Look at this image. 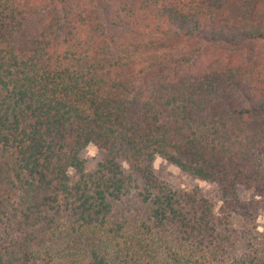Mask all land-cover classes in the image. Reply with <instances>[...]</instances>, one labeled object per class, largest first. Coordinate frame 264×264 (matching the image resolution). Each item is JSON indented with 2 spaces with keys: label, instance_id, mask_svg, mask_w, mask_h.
<instances>
[{
  "label": "trees",
  "instance_id": "1",
  "mask_svg": "<svg viewBox=\"0 0 264 264\" xmlns=\"http://www.w3.org/2000/svg\"><path fill=\"white\" fill-rule=\"evenodd\" d=\"M261 208L264 0H0V264H264Z\"/></svg>",
  "mask_w": 264,
  "mask_h": 264
},
{
  "label": "rangeland",
  "instance_id": "2",
  "mask_svg": "<svg viewBox=\"0 0 264 264\" xmlns=\"http://www.w3.org/2000/svg\"><path fill=\"white\" fill-rule=\"evenodd\" d=\"M104 157L105 152L98 150L93 145H88L82 151L85 170L88 172L95 170L98 162H100ZM119 161L123 164L122 160ZM152 167L154 176L169 187L184 191L199 189L205 197L213 198L214 196L215 186L213 184L200 181L182 173L176 165L167 162L160 156L154 157ZM69 174L72 178L75 177V173L69 172ZM257 213L255 223L249 221L246 215L242 213H237L233 216V223L239 227L253 224L256 225L260 231H262L264 230V209H259Z\"/></svg>",
  "mask_w": 264,
  "mask_h": 264
}]
</instances>
